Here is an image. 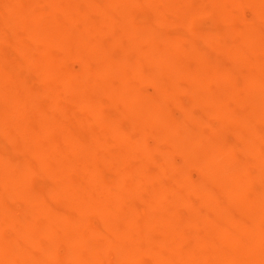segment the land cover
I'll return each instance as SVG.
<instances>
[{
  "label": "bare ground",
  "instance_id": "6f19581e",
  "mask_svg": "<svg viewBox=\"0 0 264 264\" xmlns=\"http://www.w3.org/2000/svg\"><path fill=\"white\" fill-rule=\"evenodd\" d=\"M0 264H264V0H0Z\"/></svg>",
  "mask_w": 264,
  "mask_h": 264
}]
</instances>
